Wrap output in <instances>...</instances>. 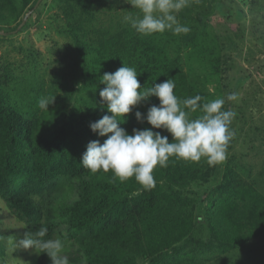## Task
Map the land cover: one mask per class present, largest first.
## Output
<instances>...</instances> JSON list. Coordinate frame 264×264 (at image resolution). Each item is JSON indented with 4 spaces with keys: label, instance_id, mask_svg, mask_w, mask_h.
Returning a JSON list of instances; mask_svg holds the SVG:
<instances>
[{
    "label": "trees",
    "instance_id": "trees-1",
    "mask_svg": "<svg viewBox=\"0 0 264 264\" xmlns=\"http://www.w3.org/2000/svg\"><path fill=\"white\" fill-rule=\"evenodd\" d=\"M53 1L57 7L53 20L70 37L77 54L80 70L73 84L80 89L60 93L57 83L50 91L40 88L21 98L0 83V200L25 233L46 225V238L55 239L62 223L66 241L77 246L87 264H167L192 243L196 226L194 200L183 191L210 182L221 162L172 159L167 167L155 169L156 186L150 189L134 178L121 181L111 171L92 173L84 168L80 160L88 143L103 144L107 139L90 129L91 123L111 115L106 104L101 105L99 91L105 85L100 81L106 72L114 73L124 64L136 69L141 87L174 79V94L181 100L197 94L211 100V95L183 70L181 34H138L125 21L134 11L120 15L123 0ZM37 2L0 0V23L6 24L0 33L17 31ZM212 44L198 35L184 48L208 61L213 76L220 79L226 59L215 38ZM41 97H56L48 111L39 108ZM152 105L159 106L156 97L134 108L120 127L129 135L133 129L151 128L146 120L138 122L135 112L146 116ZM152 130L172 142L166 130ZM214 193L219 197L207 204L204 246L225 253L264 239L263 192L227 166ZM38 255L36 264H48L46 254Z\"/></svg>",
    "mask_w": 264,
    "mask_h": 264
},
{
    "label": "rangeland",
    "instance_id": "rangeland-1",
    "mask_svg": "<svg viewBox=\"0 0 264 264\" xmlns=\"http://www.w3.org/2000/svg\"><path fill=\"white\" fill-rule=\"evenodd\" d=\"M41 1L35 5L34 13L24 15L17 31L0 33V83L21 98L40 88L50 91L57 83L60 93L80 89L78 83L73 84V77L80 70L77 54L70 37L53 20L56 4L53 0ZM123 1L119 5L121 16L128 15L129 9L134 16H142L139 9L132 7V0ZM123 5L127 7L122 8ZM217 6L220 8L216 10ZM179 22L191 29L181 34L184 45L199 35L213 46L215 38L226 59L218 79L208 61L189 54L183 45L181 57L186 76L208 89L211 100L233 91L239 93V100L224 105L237 113L231 125L236 136L228 147L227 159L220 163L210 182H198L183 191L194 200L196 226L192 243L172 255L167 264H264L263 238L225 253L203 245L208 237L204 224L207 204L219 197L213 190L224 168L228 166L264 193V0H190L189 6L179 13ZM5 26L0 23L1 30ZM74 198L75 193L69 201ZM57 234L65 243L63 255L69 264H82L77 246L65 239L66 227L62 223ZM24 235L22 225L16 223L0 200V236L5 257L0 260H5L4 264L37 263L39 255L34 249L25 250L16 243Z\"/></svg>",
    "mask_w": 264,
    "mask_h": 264
},
{
    "label": "clouds",
    "instance_id": "clouds-1",
    "mask_svg": "<svg viewBox=\"0 0 264 264\" xmlns=\"http://www.w3.org/2000/svg\"><path fill=\"white\" fill-rule=\"evenodd\" d=\"M190 0H132V7L139 9L142 16L129 14L125 21L141 35L151 36L171 31L173 34H187L190 27L179 22L177 15L189 6ZM123 64V62H122ZM105 85L99 91L101 105L106 104L107 112L101 119L90 124L93 133L107 137L103 144L99 140L90 141L80 163L92 173L111 171L115 178L126 181L134 178L145 188H154V171L164 168L172 159L200 161L206 158L209 164L227 159L230 142L236 131L231 127L237 113L225 109L226 102H237L238 92L226 97L205 100L197 94L194 97L179 99L174 94V79L150 87H141L134 67L118 68L114 73H105L100 81ZM156 97L159 106L148 108L146 116L136 111V120H145L151 128L133 129L131 135L120 127L134 108L142 102ZM56 97H41L40 109L48 111ZM203 101V102H202ZM202 102V103H201ZM200 114L193 117V113ZM164 129L172 137L162 136ZM48 227L42 225L36 231H27L23 239L16 241L19 248L34 249L37 254H46L51 264H69L63 255L65 243L60 238H46ZM87 264V257L82 258Z\"/></svg>",
    "mask_w": 264,
    "mask_h": 264
},
{
    "label": "water",
    "instance_id": "water-1",
    "mask_svg": "<svg viewBox=\"0 0 264 264\" xmlns=\"http://www.w3.org/2000/svg\"><path fill=\"white\" fill-rule=\"evenodd\" d=\"M23 23V22H22ZM22 23H21V25H22Z\"/></svg>",
    "mask_w": 264,
    "mask_h": 264
}]
</instances>
